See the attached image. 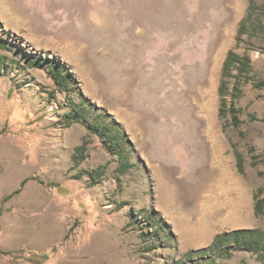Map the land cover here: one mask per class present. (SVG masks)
<instances>
[{
	"label": "rangeland",
	"instance_id": "374dc122",
	"mask_svg": "<svg viewBox=\"0 0 264 264\" xmlns=\"http://www.w3.org/2000/svg\"><path fill=\"white\" fill-rule=\"evenodd\" d=\"M244 18L236 127L219 87ZM245 229L264 231V0H0V264H182Z\"/></svg>",
	"mask_w": 264,
	"mask_h": 264
},
{
	"label": "trees",
	"instance_id": "16d2710c",
	"mask_svg": "<svg viewBox=\"0 0 264 264\" xmlns=\"http://www.w3.org/2000/svg\"><path fill=\"white\" fill-rule=\"evenodd\" d=\"M253 9H255V6L252 2L250 10L252 11ZM248 30L249 19L244 18L238 28L237 44L229 51L225 59L219 87L220 116H230L233 125L236 127L241 124L239 115L242 112L237 107L236 102V92H240L238 83H240L241 75L251 67L252 62L248 55H241L238 52L239 45L243 42L242 36L247 34ZM50 72L58 84L65 83V80L68 79V75H62V72L56 69H51ZM262 207L263 202L258 205V209L261 210ZM236 251H247L264 257V231L260 229H245L219 234L215 237L210 247L189 251L184 258L185 262L182 264H215L217 256H231ZM216 253L217 255H215ZM48 258L47 254L41 255L40 262H45ZM33 262L38 263L39 261L35 260Z\"/></svg>",
	"mask_w": 264,
	"mask_h": 264
},
{
	"label": "crops",
	"instance_id": "0c3cea01",
	"mask_svg": "<svg viewBox=\"0 0 264 264\" xmlns=\"http://www.w3.org/2000/svg\"><path fill=\"white\" fill-rule=\"evenodd\" d=\"M23 184V183H22Z\"/></svg>",
	"mask_w": 264,
	"mask_h": 264
}]
</instances>
